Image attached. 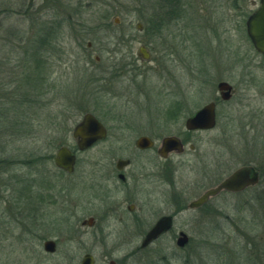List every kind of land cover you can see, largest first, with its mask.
I'll return each mask as SVG.
<instances>
[{
    "label": "rangeland",
    "instance_id": "rangeland-1",
    "mask_svg": "<svg viewBox=\"0 0 264 264\" xmlns=\"http://www.w3.org/2000/svg\"><path fill=\"white\" fill-rule=\"evenodd\" d=\"M160 4L161 0H0V264H80L85 252L93 254L95 264H108L109 259L116 264H264V62L232 64L227 56L215 62L222 69L219 78L230 80L236 91L231 101L220 105L216 130L203 138L219 141L214 147L221 156V177L245 161L263 175L245 192L218 196V212L202 222L197 212L176 215L174 230L190 235L184 247L171 235L133 252L140 240L121 241L124 226H80L78 217L100 212L101 205L93 203L85 185L73 188L69 181L88 182L84 157L108 154L110 144L80 152V167L70 176L59 174L48 158L60 143L73 145L69 129L80 119L78 108L96 102L113 108L110 114L97 112L104 122L129 124L128 136L148 122L165 124L157 128L163 134L182 127L186 114L167 117L165 109L176 99L167 98L161 87L165 72L151 63L155 51L158 58L165 56L172 42H154L152 27L159 25L154 17L168 9L162 11ZM197 21L191 14L174 18L161 31L166 36L173 28L179 40L188 38L184 47L174 41V49L183 59L188 44L189 75L185 79L178 70L174 74L177 84L184 83L189 112L214 95L218 80L210 75L205 83L198 77L199 66L212 62L192 56L198 52L195 47L208 49L207 42L199 43L202 31ZM140 44L147 46L151 60L137 56ZM238 44L248 46L240 37ZM236 52L242 55L239 47ZM138 58L147 71H137L130 81L120 68ZM41 76L54 81L58 90L44 95ZM172 90L173 86L170 95ZM229 138L237 142L235 147L231 142L223 145ZM193 173L183 169L181 184L196 182L199 174ZM42 192L51 199L42 205V217L38 213L37 220H27L26 193ZM44 238L57 240L55 253L43 250Z\"/></svg>",
    "mask_w": 264,
    "mask_h": 264
},
{
    "label": "flooded vegetation",
    "instance_id": "flooded-vegetation-1",
    "mask_svg": "<svg viewBox=\"0 0 264 264\" xmlns=\"http://www.w3.org/2000/svg\"><path fill=\"white\" fill-rule=\"evenodd\" d=\"M160 6L162 11L166 7L168 9L166 8V11L158 12L157 16L154 17V20L157 21L156 24H159L152 27L154 42L162 45V38L166 40L170 39L172 42L168 53L166 52L165 56L160 54V58L157 57V51L152 46L151 49L155 51V56L152 57L154 62L151 63H153V68L158 67L161 71L165 72V74H162V76H165V80L161 87L166 89L169 95L167 98L170 100L172 98L171 96H173L176 99L171 100L172 103L170 104L169 102L167 105L165 109L167 117L170 120H174L177 118V115L186 114L182 124L183 128L180 127L174 132L163 134L158 133L157 128L165 126V124L148 122L135 132L134 135L128 136L125 132L131 129L129 124L121 122L108 124L104 122L98 116L97 112L102 110L104 114H107L108 110L110 114L113 108L107 106V103L99 104L96 102V106H80L78 108L80 119L69 129L73 145L62 142L57 146L54 154L48 156V158H52L53 164L59 174H67L70 176L80 167L82 158L79 156L80 152H84L104 142L113 146L115 150H111L112 147L110 146L106 150L108 154L97 156L95 159L84 157L88 159L87 161L84 160L88 168V171L84 173L85 177L87 174L88 182L73 178L74 181L72 179L69 183L73 182V188L78 183L85 185L86 189L91 191L88 196H90L93 203H96L98 206L101 205L100 212L94 211L93 213H89L87 217H78L80 226L93 228L97 222L104 223L108 227L114 226V228L119 225L124 226L126 228L121 233L124 232L125 234H121V241L132 244L140 240L138 247L134 248L133 252L145 249L153 242L162 240L163 238L166 240L171 235H175L177 240L178 237H181V232L187 236V245L190 241L188 232L181 228L175 229L176 232L174 230L176 215L182 211L197 212L196 217L202 222L206 217L215 216L218 212L220 206L216 202L218 196H221V194H239L245 192L250 187L257 185L263 175L260 168L245 161L221 177V167L218 163L221 156L218 152H215V144H219V141L214 140L215 144H213V141L203 138L211 131L216 130V127H218L217 113L220 105L231 101L236 91L235 86L230 80L219 78L222 69H219V65L215 62H221L224 59L222 56H227L226 62H231L232 64L233 62H264V33L260 35L258 43H256L249 35L247 25L250 17L261 6V0H161ZM189 14L198 19L197 23H199V29L202 31L199 43L203 41L208 44V49L205 50L201 49V47H195L198 49V52L195 51L192 56L201 57V62H212L208 63L210 66H207V64H201L199 66L198 70L200 74L198 77L205 83L209 81L207 76L210 75L211 78L218 79L215 84L216 90L214 95L192 112L188 110L190 106L187 102L188 97H184V83L177 84L174 74V71L178 70L179 74L185 79L189 75L188 61L190 59V52H188V44L183 59H179L180 57H178L174 49V41L184 47V42L188 41V38L185 37L184 41H182L183 39L179 40L177 36L175 37L173 35L175 33L174 31L172 32L173 28L168 31L166 36L161 35V31L167 28L166 26L169 20L174 22V18H183ZM238 37L245 41L248 46L244 48L242 44H238ZM141 46L144 48V52L140 50ZM237 47H239V51L242 49V55H238V52H236ZM143 53H146L148 56L145 57ZM137 56L146 61L151 60L150 52L144 44L138 46ZM139 58L132 59L131 62H124L120 68L122 75L128 76L130 81L134 79L133 76L135 73H138L137 71H144L142 68L143 64L139 65V62H137L141 60ZM163 58L168 62H160ZM126 67L129 68L127 69ZM146 71L145 69L144 72ZM40 79L44 95L49 93V91L58 90V86L54 81L47 80L45 76H41ZM221 82L227 84L220 88L219 83ZM172 86L173 90L170 95L168 91ZM153 88L158 89L156 86ZM103 89L107 90L109 87L104 85ZM186 90L188 91V86ZM158 92L160 93L159 90ZM159 95L164 97L162 93ZM207 104L213 105V122L207 123L202 120L198 124L199 126L188 127L187 120ZM85 114H92L100 122L103 127V137L98 138L90 146L79 149L78 146L81 137L73 135V130ZM169 126L171 125L169 124ZM228 142H231V146L233 147L237 145V142L230 138L222 140L224 146ZM62 146L67 147L74 155L73 169L71 171H67L55 164V153ZM212 146H215L213 151H211ZM212 153L217 155H214L213 158ZM232 156L234 158L236 157L233 154ZM198 163H200L199 166ZM241 166H250L253 170L257 171L258 180L256 183L245 185L239 190L222 188L215 194L208 195L206 200L199 205H190L207 190L218 186L233 171ZM183 169L187 170L188 174L197 172L199 179L196 182H189L186 185H182L183 176L181 173ZM179 187L181 189L178 191ZM190 188L193 189L190 190ZM58 193L60 194L61 192ZM46 196L49 195L43 192L38 195H28L26 193L25 199L28 200L24 206L26 208L25 217L27 220H37L42 217V205H46V200L47 202L51 200ZM142 212H145L144 217L142 216ZM164 216L171 218L169 228L162 231L149 244L142 247L141 243L148 230ZM48 240H52L54 243L53 251H46L44 249V243ZM42 248L47 253H55L57 240L55 238H44ZM85 254L91 255L93 260L92 264H95L93 254L91 252H85ZM108 264H116V262L109 259Z\"/></svg>",
    "mask_w": 264,
    "mask_h": 264
},
{
    "label": "water",
    "instance_id": "water-1",
    "mask_svg": "<svg viewBox=\"0 0 264 264\" xmlns=\"http://www.w3.org/2000/svg\"><path fill=\"white\" fill-rule=\"evenodd\" d=\"M264 0H261V6L254 12L250 17L247 25L249 35L253 40L258 43V38L264 33ZM116 22L117 19L115 18ZM141 25L138 24V28ZM257 45V44H256ZM140 50L144 52V48L141 46ZM145 57L148 55L143 53ZM225 82L219 83V87L222 88ZM204 120V122L212 123L214 120L213 105L207 104L203 108L196 111V113L187 120L188 127H197L198 124ZM73 135L81 137L79 141V149H84L90 146L98 138L103 137V127L100 122L93 117L92 114H85L82 120L77 124L73 130ZM166 140V139H165ZM169 140V139H168ZM171 140V138H170ZM55 164L67 171L73 169L74 155L70 150L65 147H59L55 153L54 157ZM258 180V173L253 170L250 166H241L233 171L227 178H225L218 186L215 188L207 190L198 199L193 201L190 205L197 206L204 202L208 195H213L222 188L229 190H239L245 185L254 184ZM171 224V218L169 216H164L160 218L146 233L141 246L144 247L149 244L153 239H155L162 231L169 228ZM181 237H178L176 244L180 247H184L187 243V236L185 233L181 232ZM54 243L52 240L45 241L44 249L46 251H53ZM93 260L91 255L85 254L80 261V264H92Z\"/></svg>",
    "mask_w": 264,
    "mask_h": 264
},
{
    "label": "trees",
    "instance_id": "trees-1",
    "mask_svg": "<svg viewBox=\"0 0 264 264\" xmlns=\"http://www.w3.org/2000/svg\"><path fill=\"white\" fill-rule=\"evenodd\" d=\"M2 8H0V10H1ZM21 39H22V36H21Z\"/></svg>",
    "mask_w": 264,
    "mask_h": 264
}]
</instances>
